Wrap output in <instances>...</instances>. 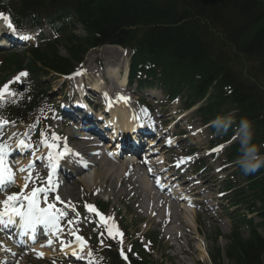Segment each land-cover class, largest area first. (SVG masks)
Instances as JSON below:
<instances>
[{
	"label": "trees",
	"instance_id": "16d2710c",
	"mask_svg": "<svg viewBox=\"0 0 264 264\" xmlns=\"http://www.w3.org/2000/svg\"><path fill=\"white\" fill-rule=\"evenodd\" d=\"M68 1H74L79 12L85 11L82 21L87 36H70L64 43L66 57L51 46V53H35L31 65L39 60L66 72L88 46L105 40L125 44L132 41L130 27L149 26L143 44L157 55L164 54L176 72L190 79L199 76V87L214 83L220 95L229 92L228 99L240 107V116L263 127H257L253 143H264V88L256 86L264 78V0L57 2ZM249 64L246 73H236ZM238 151L236 144L229 154L233 156ZM253 174L263 175L256 184L264 202V167ZM261 215L264 219V206ZM227 256L234 264H264V240L256 237L242 242L236 237ZM213 258L215 262L221 260V251Z\"/></svg>",
	"mask_w": 264,
	"mask_h": 264
},
{
	"label": "snow or ice",
	"instance_id": "6c2138e0",
	"mask_svg": "<svg viewBox=\"0 0 264 264\" xmlns=\"http://www.w3.org/2000/svg\"><path fill=\"white\" fill-rule=\"evenodd\" d=\"M0 16H2L3 20L6 22L8 29L13 34H16L17 29L15 25L11 22L10 18L8 16H4L3 14H0ZM19 38L27 40L30 37L20 36ZM27 75L28 74L26 72H21L18 76L15 77L13 83L20 82L21 79L26 77ZM9 88L10 86L8 84H5L3 88L0 89V98L4 97L5 95H9L12 97H15L17 95L15 91H9ZM127 99L128 98L123 96L119 97V100L127 101ZM5 123L6 122L0 121V127H2ZM41 135L43 136L44 134L41 133ZM52 139L56 140L58 139V137L53 136ZM42 143H45L48 148L58 147L55 144H47L46 141H42ZM169 143H171V141H169ZM19 146L22 148L30 147L29 145L25 144L24 141H20ZM5 147L6 145L0 144V185L5 184L6 182H15V176L7 167L4 160ZM222 148L223 145H220L216 149H214V151H220L222 150ZM68 151L70 150L65 149L64 152H58L56 153L55 157L53 156L51 151L48 153V159L49 161H52L51 167L53 170H55L58 160L62 158ZM29 167H32V165L30 164ZM20 171H26V169L21 168ZM27 183L28 182L26 180L25 187H27ZM54 188L55 185L52 184V174L50 172L47 187H34L29 195H24L22 189L21 193H14L12 195L7 196L4 200L0 201V225H14L19 223L22 227L30 229H35L36 226L43 225L45 228H51L59 231V221L64 216H66L67 213H65L62 209H57L54 203H48L47 192L50 189L54 190ZM40 194H43L44 196V203L47 205L46 207H40ZM55 199L56 201H60L59 195H57ZM85 207L89 212H95L96 215L100 217L101 223L104 224V226L107 228L108 235L114 239L115 236H113L112 229L107 226V221L111 220L112 218L104 217L92 205H85ZM69 223H72V221H69ZM117 234L122 235L118 232ZM101 235H103V233H101ZM82 239L83 238L79 235L76 236L77 241H81ZM51 243L52 241L49 240L48 244L51 245ZM121 254L123 255V251L121 252ZM38 255L43 254L40 253ZM73 255H75V253H73Z\"/></svg>",
	"mask_w": 264,
	"mask_h": 264
},
{
	"label": "rangeland",
	"instance_id": "374dc122",
	"mask_svg": "<svg viewBox=\"0 0 264 264\" xmlns=\"http://www.w3.org/2000/svg\"><path fill=\"white\" fill-rule=\"evenodd\" d=\"M61 52L64 53V50L61 49ZM54 84H55L56 87H58V85L60 84V80L56 79L54 81ZM151 90H150V92H151ZM181 128H184V125H182ZM206 142L207 141L205 139H204L203 142H198V147L202 146ZM218 165H219V163H214L213 164L214 169ZM214 169L210 170L212 172L208 171V173H206L207 182L205 184L207 185L209 183L208 186L210 187V189L213 188L212 189V193H213L212 196H217L218 192H220V193L223 192L224 186H226L228 182L224 183L223 182L224 178L219 180L217 178V175H216L217 173L215 172ZM213 175H215V176H213ZM143 201H145V202H143ZM137 203H139L141 206L142 205L146 206V199H143V198L140 197L137 200ZM134 209H135V207H134ZM224 215L227 216V214H225V213H224ZM226 216H224L218 222H213V221L209 220V218H207L203 214H198L197 213V217H195V219H196V221L198 223L197 232L199 233V238L204 241L205 247H206V251L209 253V255H210L211 249H213L216 244L220 245L223 248H225L227 246V244H228L227 236L229 235L228 234L229 232L228 231L224 232L223 227H222V222L227 220ZM133 223L135 225V221H133ZM169 230H173V227H170ZM222 233H227V235L226 236L222 235V237H219V235H221ZM196 241H197L196 239H193L192 241H189L188 238L187 239L184 238L182 240L183 249L187 250V251H188V249L190 250L189 253H187V252L185 253L186 255H184V253H182V251L180 249H178V248H175L174 250H169V249L167 250L166 248H167V245H169V244L168 243L165 244V242H164V246H163V244H161L160 248L158 249L159 251L157 252V250H156V255L158 256L157 258H160L161 253L162 254L164 253V255H165V253H167V251H168L171 254L170 255L168 254V256L165 257L166 261H167V264H199V263L200 264H210L211 262L209 263V260L211 258L210 259H206V262H204V263L199 261V258H202V255L204 256V254H203V252H201V251H199V250H197L195 248L197 246V243H198V241L197 242ZM159 242H163V241H161V237H159ZM159 260H161V259H159ZM197 260L199 262H197ZM262 261H264V260H262ZM155 263L159 264V262H155ZM225 264H233V262H231L228 259H226Z\"/></svg>",
	"mask_w": 264,
	"mask_h": 264
},
{
	"label": "clouds",
	"instance_id": "9594fccd",
	"mask_svg": "<svg viewBox=\"0 0 264 264\" xmlns=\"http://www.w3.org/2000/svg\"><path fill=\"white\" fill-rule=\"evenodd\" d=\"M211 124L220 134L227 132L230 128L233 129L235 140L239 143L236 164L244 174L255 173L264 167V154H261L257 145L253 143L255 131L251 120L242 116L237 123L235 114L229 112L217 115Z\"/></svg>",
	"mask_w": 264,
	"mask_h": 264
},
{
	"label": "bare ground",
	"instance_id": "6f19581e",
	"mask_svg": "<svg viewBox=\"0 0 264 264\" xmlns=\"http://www.w3.org/2000/svg\"><path fill=\"white\" fill-rule=\"evenodd\" d=\"M107 65H108L107 75L109 76V78L118 81L120 86H124L126 83V78L125 77L119 78V76H118V74L121 70V67L123 66L122 59H118L114 63L111 62ZM100 84H101V82H97V84L94 86V88H99ZM121 112H122L123 118H129V114L131 113V110L123 109ZM119 169L121 171H124V167L120 166ZM118 172H120V171H118V169L113 168L112 164L106 165L104 162H98L97 167L94 169L93 176H90L89 177L90 180H86V182L88 184H90L92 181H94V184H98V183L104 184V180L107 177L112 178L114 175H117ZM19 177H21V176H19ZM119 179H120V177L117 178L116 182H118ZM147 181L148 180H147V176H146L145 180H142V186L140 187V190H141V192H144L147 195V197L152 199V198H154L153 194L155 191L153 190V186L150 185L149 182H147ZM185 197H187V196H185ZM160 200H161L162 206L167 205V197L166 196H162V199H160ZM6 246L7 245H5V246L2 245V247L0 248V250H2V252H4V248H6V250H7V254H5L6 257H4V259L9 258V259L13 260L12 253L10 250H8V248ZM204 255H205V252H204Z\"/></svg>",
	"mask_w": 264,
	"mask_h": 264
},
{
	"label": "water",
	"instance_id": "95a60500",
	"mask_svg": "<svg viewBox=\"0 0 264 264\" xmlns=\"http://www.w3.org/2000/svg\"><path fill=\"white\" fill-rule=\"evenodd\" d=\"M104 42H112V41H109V40H105Z\"/></svg>",
	"mask_w": 264,
	"mask_h": 264
}]
</instances>
